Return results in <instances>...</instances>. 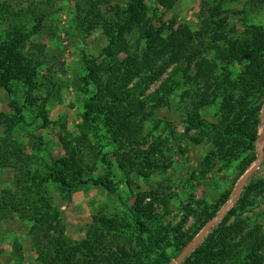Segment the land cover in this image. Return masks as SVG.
I'll return each instance as SVG.
<instances>
[{"label": "trees", "instance_id": "trees-1", "mask_svg": "<svg viewBox=\"0 0 264 264\" xmlns=\"http://www.w3.org/2000/svg\"><path fill=\"white\" fill-rule=\"evenodd\" d=\"M178 1L155 0L165 11H170ZM252 2L264 5V0ZM80 3L76 17L81 30L89 35L96 25L93 19H99L101 3L98 0ZM149 11L146 0H126L124 6L117 4L113 12L107 13L113 27L107 43L98 57H89L84 52L80 57L82 74L78 78V90L84 95L78 126L80 136L70 140L60 136L64 154L52 159L53 166L41 176L31 175L27 167L18 170L20 176H16L15 189L6 190L1 196L3 217L16 215L30 221L27 235L38 264H169L226 204L229 192L220 194L210 205L193 199L181 203L180 220L171 225L164 221L171 203L170 194H165L166 185L149 184L145 190L128 179L125 184L128 196L124 200L119 194L115 169L146 180L167 168L156 158L160 144L148 142L156 135L151 129L145 132V125L158 109L169 104L168 84L173 75L152 94L147 91L173 64L186 62L194 71V76L189 78L191 103L187 104L185 132H194L193 144L203 137L209 140L212 148L204 161L228 159L236 164L240 174L255 161L260 120L256 115L258 107L251 104L264 94V27L251 24L243 27L240 34L232 27L235 31L222 44L213 41L206 45L200 34L186 26L174 30L158 19L155 27ZM156 16L154 8L152 17ZM33 19V30L15 26L0 40V90L8 92L12 83L25 84L30 91L35 88L36 70L25 47L43 27L44 15L34 14ZM214 25L222 29L226 24L220 20ZM208 50L214 52L213 58H207ZM235 66H238L236 74H226L229 67ZM221 76L224 78L219 82ZM212 104L218 105V120L210 123L203 119L201 110ZM43 121L47 123L45 118ZM90 135L102 143L101 151L91 148L93 160L104 165L101 176H93L95 166L89 168L81 156V150L92 145ZM16 149L8 153L19 159L20 150ZM0 152L3 153L1 146ZM8 155L0 156L1 168L11 166ZM44 183L55 184L62 194L68 195L90 185L118 198L121 214L92 216L86 224L85 236L71 242L64 236L59 210L42 195ZM259 187L261 191L264 189V180L246 188L247 193L225 214L217 231L181 264H261L264 256L259 252L264 249V226L257 225L244 234L226 233V223L239 215L247 203V194ZM190 219L194 223L185 230ZM13 248L17 261L22 263L19 244Z\"/></svg>", "mask_w": 264, "mask_h": 264}, {"label": "rangeland", "instance_id": "rangeland-1", "mask_svg": "<svg viewBox=\"0 0 264 264\" xmlns=\"http://www.w3.org/2000/svg\"><path fill=\"white\" fill-rule=\"evenodd\" d=\"M80 1L0 0V40L4 39L8 30L15 26L33 30L34 14L44 15L43 27L31 37V41L25 47L27 55L33 61L32 67L36 70L33 80L35 88L30 91L25 84L12 83L8 92L0 90V146L3 153L9 154L8 159L11 163V166L0 167V201L6 190L15 189L16 176H20L18 170H25L24 167H27L31 175L34 173L38 176L44 175L48 168L53 166L52 159L64 154L59 143L60 136L63 138L66 136V140H70L81 134L78 127L81 124L80 115L84 98L78 90V78L82 74L81 54L84 52L89 57H98L113 32L107 13L113 12V7L117 4L124 6L126 0H98L101 3L97 15L99 19H93L92 23L96 25L89 35L81 30L76 17ZM146 4L150 8L148 15L152 25L157 27L158 19H161L166 27L174 30L186 26L196 35L200 34V40L206 45L213 44V41L215 44H222L235 31L232 27L238 34L242 32L243 27L251 24L264 27V5L258 2L255 4L252 0H179L170 11L158 6L155 0H146ZM80 5L84 6L81 3ZM154 8L158 13L156 17H152ZM81 15H84V11ZM220 20L226 25L222 29H217L214 23ZM208 51L207 58H213L214 52ZM177 65H171L147 91L152 94L168 76L173 75L168 84V106L158 109L153 119L145 125V132L151 129L156 135L148 142L160 144L156 158L167 168L152 174L146 180L134 173L127 176L118 169H115L114 173L120 183L119 194L124 200L128 196L125 185L128 179L130 183L143 186L145 190L149 188V184L166 185L165 194H170L171 203L170 213L164 221L171 225L180 220L181 203L193 199L203 200L210 205L220 194L229 192V199L216 214L217 216L221 212L222 218L211 224L192 247L193 252L209 235L217 231L225 214L236 207L242 195L247 193L246 188L250 185L255 186L259 180H264V122L260 121L258 125L255 161L243 174H240L236 164L228 162V159L222 160L218 157L211 162L204 161L209 149L212 148L209 140L203 137L198 143L193 144L191 134L194 132L189 134L185 132L187 104L191 103L188 96L191 89L189 78L194 76V71L187 67L186 62ZM176 67L179 69L175 70ZM229 72L236 74L238 66L229 67L226 74ZM222 78L224 77L218 78V81L220 82ZM251 106L258 107L256 115L261 120L264 94ZM217 110L218 105L212 104L201 110V116L206 122H216ZM43 117L47 123L43 121ZM89 138L92 145L83 148L81 156L89 168L95 166L96 171H92L91 174L101 176L104 172L101 167L104 165L99 160H93L91 148L93 147L95 152L101 151L102 143L97 142L92 135ZM5 148L7 149L4 151ZM16 148L20 150L19 159L11 157L8 153L9 150ZM18 149L16 150L19 151ZM3 153L0 152V156ZM25 162L27 165L24 166ZM256 163H259L257 170L246 178L240 190L233 195L240 179ZM13 165H16V168ZM204 172L207 174L201 177L200 174ZM41 191L50 205L59 210L65 226L64 236L71 242L85 236L86 224L90 222L92 216L110 217L114 214L120 215L122 211L118 198L90 185H85L68 195L62 194L55 184L44 183ZM193 223L194 221L190 219L184 227L185 230ZM257 225L264 226V189L261 191L260 187L247 194V203L243 210L226 223V233L244 234ZM30 227L29 220L19 219L16 215L3 217L0 211V264H38L27 235ZM218 237L221 239L220 235ZM16 242L22 250V263L17 261L14 252L13 245L17 244ZM259 255L264 256V249ZM177 257H172L171 261H175ZM261 262L264 264V257Z\"/></svg>", "mask_w": 264, "mask_h": 264}, {"label": "water", "instance_id": "water-1", "mask_svg": "<svg viewBox=\"0 0 264 264\" xmlns=\"http://www.w3.org/2000/svg\"><path fill=\"white\" fill-rule=\"evenodd\" d=\"M262 123L264 122V108L263 111L261 112V120ZM261 155V152H260ZM260 160V156L258 157V161ZM259 166V163H256L255 166L251 167L246 173L245 175H243V177L240 179L236 189L233 192V195H236V193L240 190V188L242 187L244 181L246 180V178L251 175L253 172H255L257 170ZM224 210V209H223ZM223 212V211H222ZM220 218H222V213L220 212L214 220L209 221L204 228L202 229V231L197 235V237H195L189 244L186 245V247L183 249V251L180 253V255L177 257V259L175 261H171L169 264H180L183 262V260L185 259L186 256L189 255V253L192 250V247L196 244V242L202 238V236L206 233V231L208 230V228L211 226V224L217 220H219Z\"/></svg>", "mask_w": 264, "mask_h": 264}]
</instances>
